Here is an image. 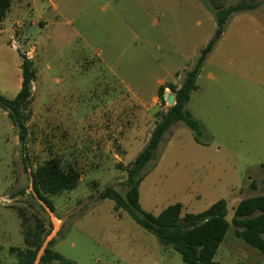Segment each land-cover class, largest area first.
<instances>
[{
	"label": "rangeland",
	"instance_id": "1",
	"mask_svg": "<svg viewBox=\"0 0 264 264\" xmlns=\"http://www.w3.org/2000/svg\"><path fill=\"white\" fill-rule=\"evenodd\" d=\"M13 1L0 26V95L20 91L21 55L36 79L26 152L0 108V264H18L10 249H30L24 239L38 225L41 257L50 247L71 264H185L101 193L125 197L126 170L169 108L153 103L158 81L193 67L216 31L214 15L201 0ZM217 2L258 6L229 17L186 106L203 134L181 122L166 132L143 172L140 206L158 215L180 203L185 215L225 200L231 226L215 260L264 264L232 223L240 201L264 196V0ZM55 156L82 177L49 197L52 211L31 173Z\"/></svg>",
	"mask_w": 264,
	"mask_h": 264
},
{
	"label": "trees",
	"instance_id": "2",
	"mask_svg": "<svg viewBox=\"0 0 264 264\" xmlns=\"http://www.w3.org/2000/svg\"><path fill=\"white\" fill-rule=\"evenodd\" d=\"M201 1L215 17L216 31L214 35L207 46L200 51L193 67L183 73L180 88L170 83L159 87L158 96L162 104L165 106L167 103L164 100L167 89L175 95V104L169 107L166 112L158 114L159 119L145 148L126 170L128 190L125 197L114 188L108 187L101 193V198L113 201L116 211H124L130 215L137 225L155 235L162 245L171 247L177 252L185 264H221L215 260V257L231 226L227 220L228 210L225 200L214 203L207 210L198 214L186 213L183 215L182 204L176 203L163 209L158 215H154L141 210L139 195L143 172L153 160L164 135L174 124L181 122L195 132L198 138L202 136V125L186 109V106L192 94L199 89L197 81L204 63L216 42L221 39L229 17L237 12L254 10L258 6L242 4L237 7L225 8L217 0ZM11 5L12 0H0V26L7 17ZM21 57L20 91L13 100H8L0 95V108L8 114L17 130L21 151L26 152L30 135L27 126L30 116L28 109L33 99V83L36 73L32 62L22 55ZM81 177L80 171L75 166L63 167L60 159L56 156L38 165L31 173L34 193L52 211H54V206L49 197L76 189ZM21 216H23L22 212ZM232 223L236 228L234 232L236 237L264 254V196L240 201L234 208ZM40 227L38 225L34 231L28 230L27 232L24 240L30 249L26 251L10 249L12 253L17 254L18 264H35L38 252L44 242ZM53 262L71 264L48 247L41 257V263L51 264Z\"/></svg>",
	"mask_w": 264,
	"mask_h": 264
},
{
	"label": "crops",
	"instance_id": "3",
	"mask_svg": "<svg viewBox=\"0 0 264 264\" xmlns=\"http://www.w3.org/2000/svg\"><path fill=\"white\" fill-rule=\"evenodd\" d=\"M13 0H12V4H13ZM11 7H12V5H11ZM11 9V8H10ZM10 11V10H9ZM8 15V14H7ZM4 22V21H3ZM2 25H3V23H2ZM60 67H62V68H64V70H65V65H60ZM191 68H188V69H185V70H190ZM200 77V76H199ZM199 79V78H198ZM181 82H182V75H181V73H177L176 74V80H174V81H172V82H170V81H167V80H164V79H162V80H159L158 81V89H159V87L160 86H163V85H165V84H174V85H176L178 88H180L179 86H180V84H181ZM197 84H198V81H197ZM199 87V86H198ZM158 89H157V93L156 94H154V96H153V98H152V100H153V103H155V104H157L158 103V101L160 100H157L158 98H159V96H158ZM168 90V89H167ZM165 93H166V91H165ZM170 94H172V93H170ZM157 101V102H156ZM175 103V102H174ZM145 106V105H144ZM121 132V134H123L124 132H125V130H124V128L123 129H121L120 130Z\"/></svg>",
	"mask_w": 264,
	"mask_h": 264
},
{
	"label": "water",
	"instance_id": "4",
	"mask_svg": "<svg viewBox=\"0 0 264 264\" xmlns=\"http://www.w3.org/2000/svg\"><path fill=\"white\" fill-rule=\"evenodd\" d=\"M164 100L167 102V105H168L169 107H172V106L175 104V103H174V102H175V95L166 92V93L164 94ZM49 242H50V240H48V241L46 242V244H45V246H44V249L48 246ZM40 257H41L40 255L37 257V260H36L35 264H37V263L39 262Z\"/></svg>",
	"mask_w": 264,
	"mask_h": 264
}]
</instances>
